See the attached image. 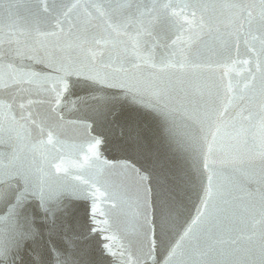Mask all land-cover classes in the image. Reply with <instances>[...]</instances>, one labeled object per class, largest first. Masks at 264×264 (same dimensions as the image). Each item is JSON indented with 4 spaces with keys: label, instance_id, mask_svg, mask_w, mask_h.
<instances>
[{
    "label": "water",
    "instance_id": "obj_1",
    "mask_svg": "<svg viewBox=\"0 0 264 264\" xmlns=\"http://www.w3.org/2000/svg\"><path fill=\"white\" fill-rule=\"evenodd\" d=\"M0 264H264V0H0Z\"/></svg>",
    "mask_w": 264,
    "mask_h": 264
}]
</instances>
